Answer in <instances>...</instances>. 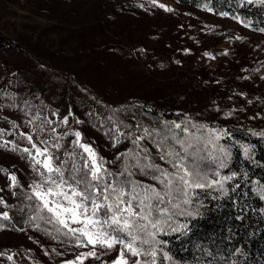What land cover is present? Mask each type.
Masks as SVG:
<instances>
[{
  "label": "trees",
  "instance_id": "trees-1",
  "mask_svg": "<svg viewBox=\"0 0 264 264\" xmlns=\"http://www.w3.org/2000/svg\"><path fill=\"white\" fill-rule=\"evenodd\" d=\"M174 1L211 8L215 13L228 12L230 17L238 16L239 22H250L248 29L264 34L259 31L264 28V7H241L240 0ZM150 15H158V12L137 0H131L127 6L108 4L107 11L93 26L82 49H49L31 40L0 35V107L14 111L23 120L27 119L22 110L25 101L33 106V110L42 108L49 115L58 112L63 116L71 108L75 117L84 121L83 124L73 123L72 127L79 129L87 140L94 141L100 154L109 160L114 158L118 149L123 151L129 146L125 142L113 148L105 135L108 129L106 117L114 115L113 109H120L115 113V119L129 124L140 121L149 125L162 119L181 120L187 114L194 121L209 127L227 129L231 136L223 137L219 143L229 147L232 157L229 167L220 171L222 174L236 171L237 178L226 187L231 188L236 183L240 187L235 193L230 192L229 197L221 199H215L220 196L219 192L198 189L199 195L194 198L190 210L196 212L198 209L199 215L195 219L188 218L190 230L184 234H161L158 239L168 242L165 250L173 256V263L233 264L235 261L236 264H264V200L260 198L264 194V137L252 134L264 131V118L260 115L264 113V50L262 53L253 51L249 59L246 57L247 72L235 71L233 80H247L250 86L253 85L249 102L242 103L233 94L228 97L226 93H219L217 87H201L203 90H199L181 83L167 90L163 87L150 93H137L131 84L135 73L150 75L140 61L149 64L158 60L165 47L171 46L173 51L182 53L184 49L170 39L180 34L176 31L183 34L182 28L168 30L169 34L163 42L165 47L159 44L150 48L145 43L146 35L138 34L142 35L139 38L131 33L140 27L142 30L161 28L152 23ZM154 19L157 21V18ZM184 34L188 40L199 38L198 33L191 29H185ZM260 47L264 49V46ZM185 49L189 52L184 50V55L196 50L190 46ZM78 62H83L82 67H76ZM13 101L15 106H12ZM63 130V127L59 129ZM71 139L73 137L69 136L68 140ZM242 145L251 148L249 156H245ZM17 160V169L21 167L22 170L18 179L24 188L8 187L6 210L12 221L0 223L6 225L5 229L23 237L29 235L30 243L22 242L21 248L32 259L41 260L40 264L53 263L47 260L38 245L55 257L75 254L79 248L72 246L67 238L58 236L53 239L26 222L34 214L24 196L30 167L28 163H20L28 162L25 159ZM177 219L186 222L185 217ZM20 228L24 231H19ZM13 256L15 264H26L21 254ZM0 264L13 262L8 261L6 256H0ZM163 264H168V261H163Z\"/></svg>",
  "mask_w": 264,
  "mask_h": 264
},
{
  "label": "snow or ice",
  "instance_id": "snow-or-ice-1",
  "mask_svg": "<svg viewBox=\"0 0 264 264\" xmlns=\"http://www.w3.org/2000/svg\"><path fill=\"white\" fill-rule=\"evenodd\" d=\"M151 2L155 5L157 0ZM247 5L264 7V0H240L241 7ZM159 7L171 11L164 4ZM219 14L229 16L228 12ZM232 19L240 20L235 15ZM240 22L245 27L250 24ZM259 31L264 32V28ZM22 110L28 131L21 130L15 121L11 122L15 133L0 128V137L6 134L17 137L3 140L0 148L22 153L34 174L24 192L34 213L26 222L53 239L63 236L75 248L88 249L62 264H85L89 259L100 260L101 256L110 257L102 264L173 261V256L165 250L168 242L158 237L190 230L188 218L199 215L198 209L190 210L199 195L197 190L219 192L215 199H221L240 187L239 183L226 187L237 178L236 171L231 174L220 171L229 167L232 153L219 141L231 133L194 121L187 114L181 120L129 124L115 119L120 109H113L114 115L106 117L105 135L113 148L125 142L129 146L123 151L118 149L109 160L100 154L94 141L87 140L79 129L72 127L73 123L84 121L76 118L71 108L63 116L58 112L49 115L42 108L33 110L25 101ZM61 127L63 131H59ZM252 134L264 137V131ZM69 136L73 137L70 141ZM242 147L245 156H249L251 148ZM0 172L7 173L10 189L24 188L15 172L5 168H0ZM260 198L264 200V194ZM0 204L7 207L2 197ZM177 217H185L186 222ZM11 221L8 211L0 212V222ZM5 227L0 223V229ZM0 256L15 264L12 254L0 250Z\"/></svg>",
  "mask_w": 264,
  "mask_h": 264
},
{
  "label": "rangeland",
  "instance_id": "rangeland-1",
  "mask_svg": "<svg viewBox=\"0 0 264 264\" xmlns=\"http://www.w3.org/2000/svg\"><path fill=\"white\" fill-rule=\"evenodd\" d=\"M137 1L158 12V15H150L149 18L153 24L161 28L154 30L149 27L142 30L140 27L134 29L132 34H137L139 38L142 35L138 34L146 35V45L154 48L159 44L164 46L163 42L165 36L169 34L168 30L182 28L183 34L181 31H176L180 34L170 39L175 45L184 47L183 53L184 50L189 52L185 49L189 46L196 49L195 52L184 55L182 52L173 51L171 46H164L166 49L158 60L149 64L140 61L139 63L147 68L150 75H140L138 71L135 73L131 84L137 93H150L163 87L167 90L181 83L199 90L217 87L219 93H226L228 97L232 94L236 95L242 103L251 101L253 85L250 86L247 80L241 82L233 78L236 77V70L247 72V56L249 59L253 51L263 52L264 49L260 45L264 46V34L248 29L230 16H222L206 8L178 4L174 0H157L155 5L151 0ZM130 3L131 0H0V35L31 40L38 46L49 49H82V44L90 36L93 26L102 17L103 12L107 11L108 4L127 6ZM159 4H164L171 11L160 8ZM154 18H157V21ZM165 27L169 28L165 29ZM185 29L198 33L199 38L188 40L184 34ZM171 50L172 52H169ZM82 64L83 62H78L75 65L80 68ZM15 114L14 111L0 107V128L15 133L11 123L15 121L16 124L21 125V130L28 131L24 126L25 120ZM260 115L264 118L263 112ZM13 139L17 137L6 134L0 137V142ZM21 154L0 148V168L15 172L19 178L22 170L21 167L17 169L16 162L17 159H23ZM20 163H28L29 166V162ZM33 176L30 168L29 175H26L27 185ZM10 183L7 173L0 172V189H3L0 191V197L6 204L9 200ZM6 208L4 204H0V212L7 211ZM28 236L23 237L17 232L0 229V248H7V254H21L26 264H40L41 260L32 259L21 248L22 242L30 243ZM37 248L42 250V254H46L47 260L53 264H62V261L73 259L79 252L88 251L79 248L75 254L61 258L47 254L41 245ZM109 258V256H101L100 260L89 259L85 264H102ZM168 264L175 263L168 261Z\"/></svg>",
  "mask_w": 264,
  "mask_h": 264
},
{
  "label": "water",
  "instance_id": "water-1",
  "mask_svg": "<svg viewBox=\"0 0 264 264\" xmlns=\"http://www.w3.org/2000/svg\"><path fill=\"white\" fill-rule=\"evenodd\" d=\"M0 250H3L5 253L8 252L7 248H5V247L0 248Z\"/></svg>",
  "mask_w": 264,
  "mask_h": 264
}]
</instances>
